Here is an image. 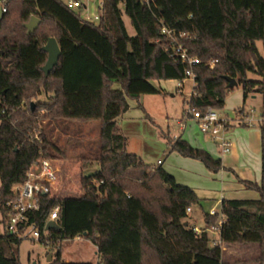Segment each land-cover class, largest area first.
Returning a JSON list of instances; mask_svg holds the SVG:
<instances>
[{"label": "trees", "instance_id": "trees-1", "mask_svg": "<svg viewBox=\"0 0 264 264\" xmlns=\"http://www.w3.org/2000/svg\"><path fill=\"white\" fill-rule=\"evenodd\" d=\"M0 5L7 9L0 19L1 217L14 198L12 187L25 181L39 153L55 158L51 150L58 148L46 136L44 122L99 121V170L83 175L82 195L41 196L40 209L28 214L29 222L43 229L53 209H59L60 228L48 230L40 241L56 251L49 264H93L62 259V243L77 237L97 247L98 264H224L221 247L210 246L209 233L198 235L187 222L188 210L201 208L197 194L177 184L161 166L128 153L117 120L128 111L130 98L164 93L155 81L187 79L188 67L167 51L170 42L160 21L177 34L185 33L178 36L179 43L200 60L192 67L191 107L201 112L224 108L233 90L226 77L242 86L241 112L250 94L264 96V81L248 79L249 73L264 77V56L257 47L261 42L264 49V0H156L151 9L142 0H102L97 25L68 8L65 0H0ZM32 16L41 23L28 34L25 24ZM50 37L56 38L61 57L45 76L48 55L42 47ZM42 93L51 95L37 102ZM260 129L261 186L243 182L257 189L260 199L222 201L227 221L221 239L257 244V261L264 264V127ZM168 144L170 152L200 161L212 173L223 168L220 159L180 137L168 138ZM217 219L203 213L205 226ZM22 241L0 234V264H21Z\"/></svg>", "mask_w": 264, "mask_h": 264}, {"label": "rangeland", "instance_id": "rangeland-1", "mask_svg": "<svg viewBox=\"0 0 264 264\" xmlns=\"http://www.w3.org/2000/svg\"><path fill=\"white\" fill-rule=\"evenodd\" d=\"M101 1L82 0L86 8L77 9V11H80L83 18L99 15ZM123 20L128 33L132 36L135 35L130 19L124 15ZM257 47L260 54L264 56L262 43L258 42ZM248 79L264 81V77L251 73L248 74ZM179 83L181 82L176 80L163 81L160 84L166 91L163 94H146L139 98H130L128 111L118 120L122 123L120 129L127 139V152L138 156L148 165L159 167L158 160L170 162L171 159L168 158L171 152L168 138L183 134L181 127L186 126V131L192 134H200L197 123L184 116L186 102L191 96L194 82L192 79H185L183 87L177 89ZM263 99L264 96L260 93L250 94L245 101V110L248 112L253 110L252 116L257 118L263 112ZM36 101H47V95L40 94ZM242 106L243 90L242 86L238 85L227 94L224 108L218 109V111L221 115L233 117V108ZM181 120L183 121L181 122L182 126H180ZM43 124L46 136L58 148V151L51 150L55 156L53 160L59 175L55 196L58 198L81 196L83 175L93 174L99 170L96 155L99 154L101 145L100 122L59 121L58 124L46 122ZM251 128L259 129V127ZM211 144L213 145V143H209V145ZM203 150L205 149L203 148ZM163 169L165 170V168ZM159 194L163 195V191H160ZM187 222L195 223L199 228L203 227V216L198 208L194 209L192 213H188ZM3 232L0 213V234ZM244 245L230 244L226 246L224 243L221 247L224 264H259L257 261L260 255L259 247L256 249L254 246L244 247ZM96 252L91 242L81 237L66 241L62 245L64 261L68 259L74 263L98 264ZM55 254L56 251L52 247L30 239H24L19 246L21 264H49L54 261ZM49 255H52L50 262H48Z\"/></svg>", "mask_w": 264, "mask_h": 264}, {"label": "built area", "instance_id": "built-area-1", "mask_svg": "<svg viewBox=\"0 0 264 264\" xmlns=\"http://www.w3.org/2000/svg\"><path fill=\"white\" fill-rule=\"evenodd\" d=\"M65 2L68 8L73 10L86 8L82 0H65ZM142 2L150 9L156 4V0H142ZM0 6L2 7V12L5 13L7 10L5 6ZM101 8L102 3L99 6V15H95L94 17L86 16L85 20L97 25L101 18ZM160 23L161 33L170 42V47L167 51L170 53L171 57H176L188 67L185 75L187 79L193 80L195 86V74L192 67L200 62L199 58L189 56L186 48L179 43L178 36L183 37L185 33L177 34L174 29L168 28L163 21H160ZM213 66L214 62L211 64V67ZM180 82L178 87L183 85V81ZM252 111L248 112L245 110L241 112L239 109L233 114V117H230L228 115H221L218 109L213 107H209L205 112H201L191 107L190 104L186 102L184 116L186 119L190 118L197 123L199 132L208 136L218 146L222 154H228L231 152L232 148V142L228 133L234 125L248 128L264 127V101L263 112H261L257 118L252 116ZM39 134L40 131H36L35 138H38ZM25 177L26 179L24 182L12 187L14 198L5 204V218L3 219L1 217V223L3 224L4 232L16 238L40 242L47 236L48 230L46 226L48 222L56 221L58 223L59 209H53L43 229L40 228L36 222H29L28 214L40 209L41 196H49L50 198L56 197V185L59 180V175L55 161L44 158L41 156V153H39L26 172ZM189 212L190 210H188V213ZM208 214L212 217L218 216L217 221L211 225L204 226V229L192 224V230L198 235L203 232L209 233L210 246L222 247L224 243L222 242L221 234L227 217L222 207L219 211L211 209Z\"/></svg>", "mask_w": 264, "mask_h": 264}, {"label": "crops", "instance_id": "crops-1", "mask_svg": "<svg viewBox=\"0 0 264 264\" xmlns=\"http://www.w3.org/2000/svg\"><path fill=\"white\" fill-rule=\"evenodd\" d=\"M161 82L163 81H155L154 85L157 88L162 89L160 85ZM114 86L118 87L117 84H115ZM181 87H177V89ZM163 91L166 92L164 89ZM43 94L47 95V99L51 95L45 93H42L41 95ZM253 98L255 97L253 96ZM241 108L242 107L233 108V114ZM118 120L117 123L120 126L122 123ZM181 121L180 126H182ZM181 129L183 131V134L178 135L174 138L180 137L195 148H204L205 151L210 153L214 158L220 159L222 161L223 168L217 173L210 172L202 162L183 157L176 152H171V154L169 155L168 159H171L170 162H168V160L165 162H161V160L157 161L161 167L164 166L163 168H165V171L167 173L174 177L177 184L187 186L197 194L201 201V208L198 210L202 216L203 213L208 214L211 209H216L218 211L221 210L223 200L260 199V193L257 189L248 188L243 183L249 182L255 184L258 187L261 186L262 132L260 128H248L245 126L234 125L228 133L232 142L231 152L228 154H222L218 146L208 136L203 135L200 132V134H192L190 132H187L186 126L181 127ZM201 137L202 139H200ZM209 143H213L215 147L212 144V146L209 145ZM170 148L171 146L169 145V149ZM192 212L193 211H190L189 214ZM193 225L196 224L194 223ZM204 226L205 223L203 227ZM66 241L69 240H65L63 243H65ZM225 245L229 246L230 244L225 243ZM93 246L95 248V251H97L96 256L98 257V260L100 262L101 259L98 253V249L95 245ZM253 246L256 247V249L258 247L257 244L244 245V247ZM65 262L70 261L66 259Z\"/></svg>", "mask_w": 264, "mask_h": 264}, {"label": "water", "instance_id": "water-1", "mask_svg": "<svg viewBox=\"0 0 264 264\" xmlns=\"http://www.w3.org/2000/svg\"><path fill=\"white\" fill-rule=\"evenodd\" d=\"M3 17L2 7L0 6V19ZM41 20L36 17L32 16L28 23L25 24V28L27 29L28 34L34 33V31L39 27ZM42 50L47 53V61L42 67V71L45 76H48L50 72L58 65L59 59L61 57V49L60 46L54 37H50L47 43L42 47ZM226 81L228 82V88L234 89L238 86V81L231 77H226ZM32 108H34V103L31 104ZM60 226L56 221H49L46 229H59ZM52 259V255L48 256V262Z\"/></svg>", "mask_w": 264, "mask_h": 264}]
</instances>
